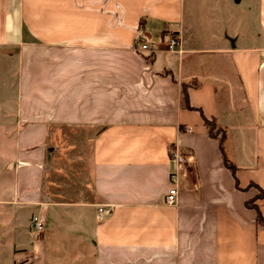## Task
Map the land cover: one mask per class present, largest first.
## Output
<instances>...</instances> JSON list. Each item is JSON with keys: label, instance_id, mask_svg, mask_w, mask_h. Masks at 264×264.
Returning <instances> with one entry per match:
<instances>
[{"label": "crops", "instance_id": "crops-1", "mask_svg": "<svg viewBox=\"0 0 264 264\" xmlns=\"http://www.w3.org/2000/svg\"><path fill=\"white\" fill-rule=\"evenodd\" d=\"M222 1L0 0L20 123L12 198L0 202L44 223L33 254L264 264V0L236 28ZM172 33L182 54L166 48ZM176 149L189 163L169 205Z\"/></svg>", "mask_w": 264, "mask_h": 264}, {"label": "rangeland", "instance_id": "rangeland-1", "mask_svg": "<svg viewBox=\"0 0 264 264\" xmlns=\"http://www.w3.org/2000/svg\"><path fill=\"white\" fill-rule=\"evenodd\" d=\"M256 4V0L222 1L223 9L230 12V15L224 17V21H229L236 28L240 15L250 6L249 19L253 21ZM7 55L8 53L0 50V201L12 198L14 175L11 171L20 133L16 62L11 54ZM34 226V213L0 202V264H76L77 259H73L72 263V259L63 261L51 256L46 259L33 254L35 247H31L30 232Z\"/></svg>", "mask_w": 264, "mask_h": 264}, {"label": "built area", "instance_id": "built-area-1", "mask_svg": "<svg viewBox=\"0 0 264 264\" xmlns=\"http://www.w3.org/2000/svg\"><path fill=\"white\" fill-rule=\"evenodd\" d=\"M167 50L171 53H178L182 54L183 49H182V40L179 35L172 36L168 41H167ZM157 50L156 46H151L148 44H143L139 48H137L138 52H149V53H154ZM172 161L175 163L177 166V170L172 171L170 178L172 182V188L170 189L169 193L166 196V203L169 205H176L178 202V195H179V190H178V171L183 169L188 163H189V157L186 154H182L180 150H174L172 153ZM99 212L104 215H109L112 212V208H101L99 209ZM45 226L44 223L40 218L35 219V231L34 233L36 235H40L44 232Z\"/></svg>", "mask_w": 264, "mask_h": 264}, {"label": "trees", "instance_id": "trees-1", "mask_svg": "<svg viewBox=\"0 0 264 264\" xmlns=\"http://www.w3.org/2000/svg\"><path fill=\"white\" fill-rule=\"evenodd\" d=\"M165 34L164 32L161 34L163 35ZM178 34L172 33V36H176ZM182 99H183V104L187 107H189L188 105V97H187V89L183 88V95H182ZM205 125L207 126L208 129V133L212 138H216L219 139L221 144L224 143L226 136H227V132L225 129H223L222 127H220L217 123L216 120H205ZM231 170L234 171V167L232 165H230ZM247 205L249 207L255 208L257 209L256 205L253 202H248ZM259 220H262V216L259 213Z\"/></svg>", "mask_w": 264, "mask_h": 264}]
</instances>
